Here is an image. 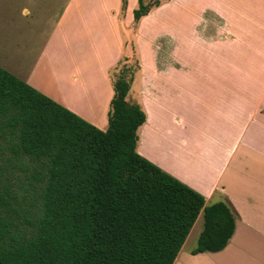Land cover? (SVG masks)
Returning <instances> with one entry per match:
<instances>
[{
    "label": "trees",
    "instance_id": "16d2710c",
    "mask_svg": "<svg viewBox=\"0 0 264 264\" xmlns=\"http://www.w3.org/2000/svg\"><path fill=\"white\" fill-rule=\"evenodd\" d=\"M162 1L137 0L134 24ZM121 61L109 70L104 130L0 65V264H173L200 213L192 252L227 245L231 204H206L138 153L139 59Z\"/></svg>",
    "mask_w": 264,
    "mask_h": 264
},
{
    "label": "crops",
    "instance_id": "0c3cea01",
    "mask_svg": "<svg viewBox=\"0 0 264 264\" xmlns=\"http://www.w3.org/2000/svg\"><path fill=\"white\" fill-rule=\"evenodd\" d=\"M132 8L126 4L121 28L118 7L105 9L118 43L97 64L105 86L99 100L85 85L79 97L81 70L59 75L46 51L23 80L104 130L109 70L120 54L135 52L130 92L146 113L138 153L206 204L227 200L236 212L223 249L193 253L192 226L173 264H264V0H163L136 24Z\"/></svg>",
    "mask_w": 264,
    "mask_h": 264
},
{
    "label": "rangeland",
    "instance_id": "374dc122",
    "mask_svg": "<svg viewBox=\"0 0 264 264\" xmlns=\"http://www.w3.org/2000/svg\"><path fill=\"white\" fill-rule=\"evenodd\" d=\"M135 3L126 0L132 9L137 6ZM109 6L121 10V0H0V65L23 79L46 51L53 65L58 66L59 75L73 65L81 70L75 92L79 97L85 85L89 97L95 95L93 100H99L97 95L105 86L97 64L112 57L118 43L116 26L114 29L105 13ZM118 20L121 28L123 16L119 15ZM127 35L125 40L129 42L132 35ZM126 53L128 60L123 61L124 55L120 54L117 62L122 60L121 66H133L137 54ZM60 80L65 88L68 82ZM202 224L200 215L189 244L197 239Z\"/></svg>",
    "mask_w": 264,
    "mask_h": 264
}]
</instances>
